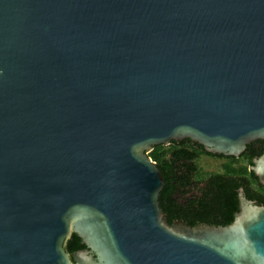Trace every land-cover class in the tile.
<instances>
[{"label": "water", "instance_id": "95a60500", "mask_svg": "<svg viewBox=\"0 0 264 264\" xmlns=\"http://www.w3.org/2000/svg\"><path fill=\"white\" fill-rule=\"evenodd\" d=\"M184 140H264V0H0V264H264L250 189L227 226L163 212L147 155Z\"/></svg>", "mask_w": 264, "mask_h": 264}, {"label": "trees", "instance_id": "16d2710c", "mask_svg": "<svg viewBox=\"0 0 264 264\" xmlns=\"http://www.w3.org/2000/svg\"><path fill=\"white\" fill-rule=\"evenodd\" d=\"M263 153L264 140L252 142L239 158L211 156L200 145L189 140L154 147L147 156L156 164L164 181L160 207L175 220L227 226L235 215L239 189L248 188L264 198V188L249 172V159ZM201 155L226 159L222 172H200L197 161ZM83 249L76 235H72L65 246L69 254Z\"/></svg>", "mask_w": 264, "mask_h": 264}, {"label": "rangeland", "instance_id": "374dc122", "mask_svg": "<svg viewBox=\"0 0 264 264\" xmlns=\"http://www.w3.org/2000/svg\"><path fill=\"white\" fill-rule=\"evenodd\" d=\"M224 163H226V159H217L201 155L197 161V166L202 173H221Z\"/></svg>", "mask_w": 264, "mask_h": 264}, {"label": "flooded vegetation", "instance_id": "af4514ba", "mask_svg": "<svg viewBox=\"0 0 264 264\" xmlns=\"http://www.w3.org/2000/svg\"><path fill=\"white\" fill-rule=\"evenodd\" d=\"M258 195H260L259 193H257ZM262 196L264 197V192L262 193ZM84 250V249H83ZM83 250H79V251H76L75 253H77V252H80V251H83ZM74 253V254H75ZM69 254V253H68ZM73 254H69V256H70V259H71V256H72Z\"/></svg>", "mask_w": 264, "mask_h": 264}]
</instances>
